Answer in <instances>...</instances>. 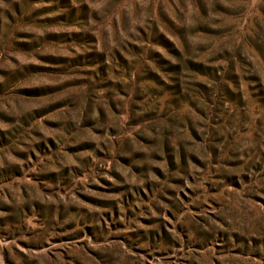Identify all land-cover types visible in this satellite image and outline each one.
Listing matches in <instances>:
<instances>
[{"label": "rangeland", "instance_id": "rangeland-1", "mask_svg": "<svg viewBox=\"0 0 264 264\" xmlns=\"http://www.w3.org/2000/svg\"><path fill=\"white\" fill-rule=\"evenodd\" d=\"M0 264H264V0H0Z\"/></svg>", "mask_w": 264, "mask_h": 264}]
</instances>
